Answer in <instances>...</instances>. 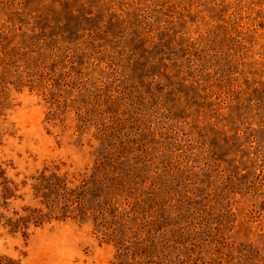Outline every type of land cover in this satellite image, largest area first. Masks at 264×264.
Here are the masks:
<instances>
[{
	"label": "rangeland",
	"instance_id": "1",
	"mask_svg": "<svg viewBox=\"0 0 264 264\" xmlns=\"http://www.w3.org/2000/svg\"><path fill=\"white\" fill-rule=\"evenodd\" d=\"M0 161L94 212L19 264H264V0H0Z\"/></svg>",
	"mask_w": 264,
	"mask_h": 264
},
{
	"label": "trees",
	"instance_id": "2",
	"mask_svg": "<svg viewBox=\"0 0 264 264\" xmlns=\"http://www.w3.org/2000/svg\"><path fill=\"white\" fill-rule=\"evenodd\" d=\"M7 168L8 163L0 161V225L9 233L27 238L33 229L51 220L72 217V214L74 217H84L87 213L93 216L94 212L88 209L79 191L80 186L70 187L66 175L40 171L18 181V174L10 175ZM26 188L28 190L21 192ZM93 218L99 220L98 215ZM0 264L19 263L0 256Z\"/></svg>",
	"mask_w": 264,
	"mask_h": 264
}]
</instances>
